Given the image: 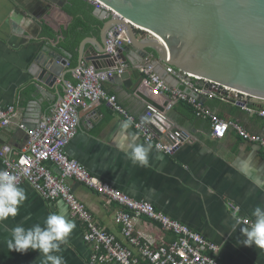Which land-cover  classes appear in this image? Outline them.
Here are the masks:
<instances>
[{"label":"crops","instance_id":"obj_1","mask_svg":"<svg viewBox=\"0 0 264 264\" xmlns=\"http://www.w3.org/2000/svg\"><path fill=\"white\" fill-rule=\"evenodd\" d=\"M75 1L0 0V106L16 105L29 128L50 115L64 97L66 84L74 82L73 71L80 65L79 45L73 53V41L60 36L49 38L43 34V28L54 26L56 19L66 20L61 12ZM88 4L94 9L93 17L102 21L94 14L97 9ZM78 17L84 18V15ZM72 21L70 16L64 28ZM147 37L148 33L139 35L141 40ZM85 38H91L86 51L96 47L97 36ZM52 51L64 55L69 63L63 73L66 82L61 77L54 87H47L37 80L41 72L37 59ZM123 54L124 63L137 81L142 78L138 68L146 57L153 59L155 51L136 48L124 50ZM154 61L159 75L169 85L179 86L178 80L167 73L166 64ZM105 89L117 95L133 114L145 113L146 96H135L132 90L115 82L106 83ZM205 99L203 103L222 118L238 120L251 134L264 136L262 117L232 103ZM147 100L162 107L160 99ZM257 106L264 108V104ZM166 116L173 126L190 132L198 141L181 147L174 155L161 153L150 145L149 167L134 165L127 154V144L133 136L137 143L148 144L132 126L122 131L125 119L105 103L88 111L80 110L78 133L67 145L66 153L102 181L132 198L152 203L156 209L214 242L219 247L218 258L222 264H264V249L244 245L240 231L241 227H250L242 221L252 223L254 208L264 206V148L244 141L232 130L222 140L211 139L210 121L196 117L193 109L183 102L168 110ZM27 140L26 131L17 126L0 128V150L8 146L18 153ZM3 168L0 160V170ZM54 171L58 174L55 168ZM68 183L99 224L124 240L122 226L115 221L123 207L78 181L71 179ZM21 187L27 199L17 216L0 222V264H44L39 251H12L7 241L14 227L27 229L37 224L43 227L52 213H63L75 223L68 244L61 246L58 255L66 264H88L91 250L83 240L84 224L71 215L63 201L45 200L28 184ZM237 221L239 225L233 230L232 225ZM136 222L137 230L157 243H171L176 239L173 233L152 220L140 218Z\"/></svg>","mask_w":264,"mask_h":264},{"label":"built area","instance_id":"obj_2","mask_svg":"<svg viewBox=\"0 0 264 264\" xmlns=\"http://www.w3.org/2000/svg\"><path fill=\"white\" fill-rule=\"evenodd\" d=\"M85 1L114 19L132 25L102 1ZM138 30L147 33L143 29ZM130 43L125 26L118 25L111 29L107 35L106 55L113 65L95 68L83 62L73 71L74 82L66 84L62 100L34 128L29 129L22 121L16 105L0 106V128L17 126L28 135L27 143L20 152L15 153L8 146L0 150L3 170L15 174L20 187L28 184L45 200H61L68 206L71 215L85 226L83 240L91 250L88 264H222L218 258L219 247L214 242L156 209L152 203L132 198L94 176L81 163L68 156L66 147L78 133L80 110L88 111L105 103L125 120L131 117L133 129L145 143L161 153L174 155L181 147L198 141L190 132L173 126L166 116L168 110L183 102L193 109L196 117L210 121L211 139L222 140L232 130L244 141L264 148V136L251 134L238 120L222 118L200 98L232 103L263 119L264 108L257 104H264V101L192 74L184 76L166 65L167 73L179 83V86L173 87L159 75L155 61L146 57L144 64L138 68L142 78L133 94L144 95L149 100L160 99L162 107L146 99L145 113L137 116L121 103L117 95L105 89L106 83L114 82L129 71L127 64L119 57L121 45ZM71 179L123 207L118 211L115 221L122 226L124 240L99 224L92 211L72 190L68 183ZM140 218L158 223L163 230L176 236L175 241L160 244L138 231L136 221ZM242 222L251 226L248 220Z\"/></svg>","mask_w":264,"mask_h":264},{"label":"water","instance_id":"obj_3","mask_svg":"<svg viewBox=\"0 0 264 264\" xmlns=\"http://www.w3.org/2000/svg\"><path fill=\"white\" fill-rule=\"evenodd\" d=\"M100 1L132 25L97 9L95 16L105 23L95 48L85 50L91 38L81 41L80 65L88 62L95 68L112 66L113 61L106 55L107 35L123 25L131 43L121 45L122 61L126 60L124 50L150 48L155 51L154 60L184 76L192 74L264 101V0ZM134 26L147 31L149 37L139 39L140 33L146 32ZM37 63L41 84L54 87L61 77L66 82L63 73L69 61L64 55L52 51L41 55ZM114 82L135 91L141 79L135 81L126 71ZM200 100L206 101L203 97Z\"/></svg>","mask_w":264,"mask_h":264},{"label":"clouds","instance_id":"obj_4","mask_svg":"<svg viewBox=\"0 0 264 264\" xmlns=\"http://www.w3.org/2000/svg\"><path fill=\"white\" fill-rule=\"evenodd\" d=\"M132 124V118L128 117L121 124V130L129 129ZM127 148L128 157L134 165L150 166V145L137 143L133 136ZM26 199L25 190L18 185L17 176L7 170H0V222L6 221L9 217H16ZM252 216L254 220L251 226L240 228L244 236L242 243L248 247L255 245L257 248L264 249V206L255 207ZM238 225L239 221L233 224V230H236ZM74 228L75 223L65 214L52 213L47 216L43 227L39 224L27 229L19 225L14 227L7 245L12 251L20 253H26L29 250L39 251L44 264H66L64 258L58 253L62 245L68 244Z\"/></svg>","mask_w":264,"mask_h":264},{"label":"trees","instance_id":"obj_5","mask_svg":"<svg viewBox=\"0 0 264 264\" xmlns=\"http://www.w3.org/2000/svg\"><path fill=\"white\" fill-rule=\"evenodd\" d=\"M63 13L67 19L59 22L56 19L54 26H45L43 28V34L49 38L65 37L73 41V53L74 50L80 45L81 41L88 35H94L99 37L100 29L105 21H99L93 17L94 9L83 0H76L74 5L67 6ZM59 15H61L59 13ZM78 15H84V18L78 17ZM70 16L73 21L66 29L65 22L70 20Z\"/></svg>","mask_w":264,"mask_h":264}]
</instances>
